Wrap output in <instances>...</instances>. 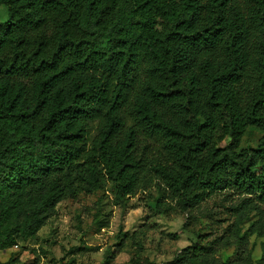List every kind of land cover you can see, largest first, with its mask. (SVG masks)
<instances>
[{
	"label": "trees",
	"instance_id": "16d2710c",
	"mask_svg": "<svg viewBox=\"0 0 264 264\" xmlns=\"http://www.w3.org/2000/svg\"><path fill=\"white\" fill-rule=\"evenodd\" d=\"M1 5L0 251L109 182L119 200L157 188L162 213L222 191L264 202V0ZM185 250L172 264L214 254Z\"/></svg>",
	"mask_w": 264,
	"mask_h": 264
},
{
	"label": "rangeland",
	"instance_id": "374dc122",
	"mask_svg": "<svg viewBox=\"0 0 264 264\" xmlns=\"http://www.w3.org/2000/svg\"><path fill=\"white\" fill-rule=\"evenodd\" d=\"M8 19L1 5L0 23ZM261 137L249 127L240 148ZM158 196L154 187L119 200L109 182L66 199L35 237L0 251V264H172L197 243L214 247L210 264H264V202L254 194L222 191L194 208L174 202L166 213L155 208Z\"/></svg>",
	"mask_w": 264,
	"mask_h": 264
},
{
	"label": "built area",
	"instance_id": "2783aa9c",
	"mask_svg": "<svg viewBox=\"0 0 264 264\" xmlns=\"http://www.w3.org/2000/svg\"><path fill=\"white\" fill-rule=\"evenodd\" d=\"M14 247H19V246H18V245H16V246H14ZM14 247H13V248H14Z\"/></svg>",
	"mask_w": 264,
	"mask_h": 264
}]
</instances>
